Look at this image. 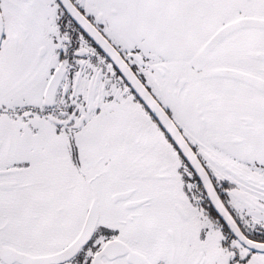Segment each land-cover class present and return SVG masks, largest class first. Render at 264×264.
Returning a JSON list of instances; mask_svg holds the SVG:
<instances>
[{"label":"snow or ice","instance_id":"1","mask_svg":"<svg viewBox=\"0 0 264 264\" xmlns=\"http://www.w3.org/2000/svg\"><path fill=\"white\" fill-rule=\"evenodd\" d=\"M0 264H264V0H0Z\"/></svg>","mask_w":264,"mask_h":264}]
</instances>
